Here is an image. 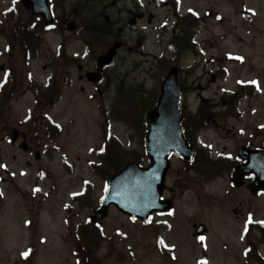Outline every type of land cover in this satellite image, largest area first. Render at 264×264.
Masks as SVG:
<instances>
[{
  "label": "rangeland",
  "instance_id": "374dc122",
  "mask_svg": "<svg viewBox=\"0 0 264 264\" xmlns=\"http://www.w3.org/2000/svg\"><path fill=\"white\" fill-rule=\"evenodd\" d=\"M12 1L0 0V18ZM138 7L144 10L135 27L144 37L142 52H131L128 46L138 50V44L130 42L107 68L101 85L104 82L105 87L109 85V101L102 99L92 84L78 81L76 68H73L70 87L64 88L60 100L47 110L52 121L62 127L60 134L52 137L51 142L48 136L44 139L43 130L35 128L37 124L31 127L37 130L32 142L39 146V161L10 148L0 139V164H3V169L0 168V264H75L87 252L79 250L74 228L85 224L105 189V182L94 173L88 161L97 159L95 149L105 129L102 112L112 102L113 81L128 77L138 84L145 82V90L155 92L161 78L157 69V57L161 55L173 59L182 83L191 87L192 91L184 99L192 107L198 105L200 96L215 98L223 89H234L239 81H256V95L240 103L244 118L238 122H223L229 124V133L220 128H207L199 135L200 141L214 153L236 154L240 145L249 142L250 134L253 136L251 145H264V132L256 129L264 124V0H138ZM245 11L252 14L246 16ZM181 15L190 16L196 52L183 49L176 53L169 47L172 32L173 35L178 33L173 29L180 28L176 20ZM6 43L0 33V63L6 61ZM58 43L56 35H48L43 54L31 62L40 81L46 80L49 72L42 68L46 50L55 48ZM84 48L81 42H73L68 52L82 55ZM227 54L240 56L242 61L227 62ZM84 57H81L84 69H89L87 55ZM222 58L224 61L219 62ZM217 66L226 69L227 74L218 78ZM33 106V96L23 94L12 103L14 118L21 119L31 113ZM245 124L251 128L246 129ZM239 129L243 134L237 133ZM111 132L130 150V155L143 157L137 136H133L129 145L122 124L113 123ZM192 140L196 142V135ZM45 143L47 147L43 150L41 145ZM25 161L31 162V166ZM171 168L166 178L169 189L164 192V196L174 199L171 215L154 216L150 225H143L109 208L107 217L100 221L103 239L88 249L92 255L90 264H244V219L247 213L254 219H264V194L254 196L245 188H233L229 178L224 176L199 185L195 183V171L185 169L177 158L171 160ZM85 182H90L87 193L72 201L74 195L83 191ZM68 204H71L69 211L66 210ZM234 208L239 209L238 215L233 213ZM198 224L208 228L203 244L191 236L192 227ZM256 231V227H252L249 235L255 237ZM158 239L163 240L167 249L171 247L174 258L158 252ZM258 241L260 243L261 239ZM30 242L36 245V252L25 262L19 251ZM259 249L264 256V241Z\"/></svg>",
  "mask_w": 264,
  "mask_h": 264
},
{
  "label": "water",
  "instance_id": "95a60500",
  "mask_svg": "<svg viewBox=\"0 0 264 264\" xmlns=\"http://www.w3.org/2000/svg\"><path fill=\"white\" fill-rule=\"evenodd\" d=\"M120 43L116 42L109 51L98 58V65L110 63ZM91 80L99 78L90 74ZM149 131L146 134V145L151 165L147 168L137 164H127L108 181V189L103 197L102 206L93 218L101 219L106 215V208L112 203L118 210L144 222L148 221L153 211L164 212L171 208L169 200H161L163 181L168 169L167 156L171 151L182 155L186 160L191 157V150L181 134V117L179 114V89L174 68L161 85V93L154 109L146 115ZM239 155L247 159L239 165L233 178L241 185L244 174L253 173L255 189H264V151H249L242 148ZM255 189L251 190L252 193ZM204 226L197 229L203 233Z\"/></svg>",
  "mask_w": 264,
  "mask_h": 264
},
{
  "label": "trees",
  "instance_id": "16d2710c",
  "mask_svg": "<svg viewBox=\"0 0 264 264\" xmlns=\"http://www.w3.org/2000/svg\"><path fill=\"white\" fill-rule=\"evenodd\" d=\"M187 37L186 29L178 33L177 41L174 43L176 53L183 51V49H186V52L189 51L191 43ZM171 64L172 60L160 59L158 65L159 73L163 75ZM156 96V91L149 93L145 90L144 82L140 84L133 82L128 88L118 84L106 119L108 122H123L127 129L132 131L134 136H137L138 144L142 145L146 129L144 115L154 105ZM37 97L43 100V94H37ZM56 98L53 96L48 103H51ZM48 100L49 98L44 99V101ZM128 137L130 139V134ZM128 151L130 150H125L119 142L107 136L102 150L98 154V161L91 163L93 171L103 179H107L110 174L120 169L125 159L139 160V156H132ZM99 226L98 223H89L76 228L75 232L78 242L83 250L88 251L90 246H97L103 239V230ZM253 253L254 257L262 263L261 258L254 249ZM83 264H90V262L84 260Z\"/></svg>",
  "mask_w": 264,
  "mask_h": 264
},
{
  "label": "flooded vegetation",
  "instance_id": "af4514ba",
  "mask_svg": "<svg viewBox=\"0 0 264 264\" xmlns=\"http://www.w3.org/2000/svg\"><path fill=\"white\" fill-rule=\"evenodd\" d=\"M61 0H49V5L52 10V13L54 15V18L56 19L55 23V31L59 30L60 32L65 31L66 24L71 21L75 20L76 22V27L80 25V20L78 17V6L75 4L73 5L72 9L70 11H62L61 10ZM86 1V0H83ZM89 1V9H88V14L91 15L92 10H96V7H101L102 8V13L101 15L104 14L105 11L113 10V9H118V16L114 20V24L118 26L117 32L123 36V39L127 37V28L131 27L128 25V20L126 13H129L132 9L131 3L128 2V0H125L122 2V0H88ZM68 2H66L64 5H67ZM121 5H123L121 7ZM30 12H26L25 14H22V10L20 8H13L11 7L9 9V13L6 17L2 16L0 18V33L8 35V37L11 40V43L13 44L15 42V32L20 31V32H25V33H31L34 31L36 34H41L43 31V24H41L40 20H36L33 18L30 14ZM125 15V16H124ZM138 12H135L133 16L137 17ZM108 20H106L107 22ZM131 24L134 22V20L129 21ZM39 36H37L38 38ZM29 44V42H25ZM18 59L15 57L14 51L12 50L10 52V56L7 60V78L6 80H13L15 77L18 69L16 68L18 64ZM25 61V60H24ZM23 61V62H24ZM80 76H78L79 79ZM8 96H11V91H6L3 92L2 96H0V139L1 142H6L9 143V146L12 148H15L17 150H22L25 153L30 154V151H32V144L30 143L32 136L29 128V123L25 121H18L17 122V127L18 129V138L23 139V142L26 143H17L12 142L11 143V135L13 133V130L15 127V120L14 116L12 114H9V108L10 104L8 102L7 105L6 99ZM192 116V114H191ZM194 117L192 116L190 120H192ZM212 121L214 122V117L212 118ZM221 126V129H226L224 125L219 124ZM39 128L45 129V126L43 127L42 122H40ZM26 131V132H25ZM36 150V149H35ZM35 152V151H34ZM36 153H34L35 155ZM14 158V155H13ZM181 185V184H180ZM179 185V186H180Z\"/></svg>",
  "mask_w": 264,
  "mask_h": 264
},
{
  "label": "snow or ice",
  "instance_id": "6c2138e0",
  "mask_svg": "<svg viewBox=\"0 0 264 264\" xmlns=\"http://www.w3.org/2000/svg\"><path fill=\"white\" fill-rule=\"evenodd\" d=\"M252 83H255V81H253ZM39 189H36V191H38ZM249 222H251V218H249ZM260 223H262V224H264V222H260ZM201 239H203V238H201ZM161 243H163V241H161ZM22 255L23 256H27V253H22Z\"/></svg>",
  "mask_w": 264,
  "mask_h": 264
}]
</instances>
